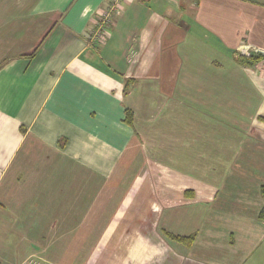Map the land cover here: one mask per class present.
Masks as SVG:
<instances>
[{"label": "crops", "instance_id": "crops-1", "mask_svg": "<svg viewBox=\"0 0 264 264\" xmlns=\"http://www.w3.org/2000/svg\"><path fill=\"white\" fill-rule=\"evenodd\" d=\"M108 1L0 0V264H264V0Z\"/></svg>", "mask_w": 264, "mask_h": 264}, {"label": "built area", "instance_id": "built-area-1", "mask_svg": "<svg viewBox=\"0 0 264 264\" xmlns=\"http://www.w3.org/2000/svg\"><path fill=\"white\" fill-rule=\"evenodd\" d=\"M124 0H109L105 9L99 14L95 27L90 33V40L98 43L109 31V26L113 22L114 12L122 5ZM238 55L249 56L250 54L264 55V51L253 49L248 45H242L237 49ZM257 67L264 74V58L257 63Z\"/></svg>", "mask_w": 264, "mask_h": 264}, {"label": "trees", "instance_id": "trees-1", "mask_svg": "<svg viewBox=\"0 0 264 264\" xmlns=\"http://www.w3.org/2000/svg\"><path fill=\"white\" fill-rule=\"evenodd\" d=\"M261 59H262L261 55L250 54L249 56L239 57L237 61L244 66H255ZM131 118H132L131 111L129 109H126L125 110V121L128 123H131ZM262 194H264L263 188H262ZM260 217L264 218V210H262ZM169 236L170 238L180 241L182 243H187L188 240L192 238V235L187 236V237L173 236V235H169Z\"/></svg>", "mask_w": 264, "mask_h": 264}, {"label": "rangeland", "instance_id": "rangeland-1", "mask_svg": "<svg viewBox=\"0 0 264 264\" xmlns=\"http://www.w3.org/2000/svg\"><path fill=\"white\" fill-rule=\"evenodd\" d=\"M256 55V54H255ZM238 56H242V55H238Z\"/></svg>", "mask_w": 264, "mask_h": 264}]
</instances>
